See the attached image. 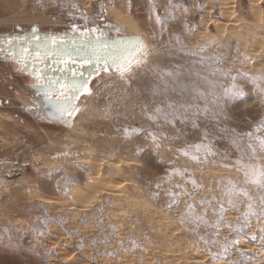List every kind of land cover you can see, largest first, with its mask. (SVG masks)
<instances>
[{
  "label": "rangeland",
  "instance_id": "obj_1",
  "mask_svg": "<svg viewBox=\"0 0 264 264\" xmlns=\"http://www.w3.org/2000/svg\"><path fill=\"white\" fill-rule=\"evenodd\" d=\"M173 3L0 0V36L117 24L148 47L62 124L30 114L27 81L0 61V264H264V216L242 219L264 197L244 136L264 121V0ZM232 185L248 194L235 206Z\"/></svg>",
  "mask_w": 264,
  "mask_h": 264
},
{
  "label": "snow or ice",
  "instance_id": "obj_2",
  "mask_svg": "<svg viewBox=\"0 0 264 264\" xmlns=\"http://www.w3.org/2000/svg\"><path fill=\"white\" fill-rule=\"evenodd\" d=\"M170 7L175 10L178 6L173 3V0H169ZM102 7V6H101ZM157 23H161L160 18H157ZM74 32L79 31L78 29H73ZM99 33V35H95L93 39V35ZM81 37L85 38V43L80 45L78 51H89V54L83 57L81 61V67L84 65H94L97 72L100 71V65L103 63V70L107 72L109 68H114L121 77H123L126 73L131 71V68L136 65L138 66L141 63L146 62L145 58L147 56L146 53V46L144 45L143 41L138 37L130 38L129 40H118L114 41L112 44H109L107 40L104 39V34L100 32L97 28H92L90 30L80 31ZM34 40L39 42L40 37L34 36ZM5 43L4 41H0V44ZM9 47L6 49L8 53L13 56L17 57L21 60H27L29 56L35 57L37 61L43 62L45 56L56 55L55 49L59 46L58 41L56 38H52L50 41L51 48L47 47V44L42 51L39 43L35 50H30V46L26 45L24 41H20L19 38L15 39V43L13 38H8L6 41ZM63 43V41H60ZM18 49V52H17ZM5 51L4 48L0 47V52ZM143 53V55H141ZM139 57V59L137 58ZM62 63L67 65V60H62ZM34 76L37 79L38 83L42 85V72L35 71ZM88 81L83 79V73L80 72L77 74L75 70H73L70 76L51 80L49 79V83L44 91L43 95L45 97V101L49 106V110L52 112L53 115L57 117H63L65 115L72 116L74 112L79 111L76 108L75 101H77L80 95L88 94L90 95V89L87 87ZM242 89H240L235 83L232 85L231 90H226L229 94H240ZM264 91V89H262ZM171 107V105H169ZM157 113H160L162 110L157 109ZM150 119L152 117H149ZM264 130V121H261L260 124L254 129L255 133H259L260 131ZM254 132H247L244 134L248 138L247 143V150L253 158L259 159L260 155H264V137L259 135H254ZM254 141V143H253ZM235 143V141H234ZM190 148H194L197 152L201 151L202 148L206 146L197 144V145H190ZM239 150V148H238ZM185 156L189 155L188 150H182ZM244 153L241 152V159L243 158ZM193 160L198 162V158L196 156L190 157ZM239 159L237 163L239 164ZM175 175H183L179 171L175 172ZM246 182H250L253 184H257L261 187H264V167L262 166H248V170L245 172ZM190 183L195 186V181H190ZM231 183V182H230ZM159 187V185H158ZM177 188L180 186L177 185ZM187 194V193H185ZM225 195L229 197L228 203L233 204V200L231 197L233 196H244L247 197L248 194L244 190L237 191L235 185H232L231 188L225 190ZM169 196L173 197L174 200L178 199L176 194L169 192ZM201 205L204 203H212V201H201ZM219 203V202H217ZM171 207V204L169 205ZM260 212L258 213L254 205L249 202L247 205V211L243 213L242 219L248 220L251 216L260 215L264 216V197L261 198V205H260ZM194 211V206L189 204L187 215L191 216ZM223 211L224 206L220 204V218L217 221V226L219 223L223 222ZM213 214H216V210L213 209ZM203 217H196L197 221L202 220ZM231 228V225H229ZM243 228L241 225L236 231H240ZM264 231V230H262ZM218 235V234H217ZM256 237H253L255 240ZM264 239V237H261ZM217 241L212 240V245L216 246ZM224 248V251H227V245H221ZM214 257L218 255L217 253L212 254ZM243 264V262H241Z\"/></svg>",
  "mask_w": 264,
  "mask_h": 264
},
{
  "label": "water",
  "instance_id": "obj_3",
  "mask_svg": "<svg viewBox=\"0 0 264 264\" xmlns=\"http://www.w3.org/2000/svg\"><path fill=\"white\" fill-rule=\"evenodd\" d=\"M96 28L104 34V39L107 40L109 44H112L114 41L118 40L127 41L130 38L138 37L146 46V42L141 35L125 34L122 31V28L117 25H114L112 27L102 26ZM90 29L92 28L78 29L79 31L74 32L73 29L44 30L33 28L11 32L9 34L0 36V41L5 42L3 44H0V47L5 49V51L0 52V57L2 58L0 61L1 63H4L7 66L11 67V69L15 70L21 77L27 80V82L25 83L26 90L34 95L31 107L32 111L30 112L33 117L56 124H62L66 122L69 117L67 115L63 117H57L53 115L49 110V106L47 105L45 97L43 95L49 83V79L57 80L68 77L70 76L71 72L75 70L77 74H79L80 72L83 73V79L88 81L87 87L89 88L92 82L102 74L116 71L114 68H109V70L105 72L103 70V63H101L100 65L99 72L96 71L94 65H84L83 67H81V61L83 57L86 56L84 52L89 51H78L79 46L86 42L85 38L81 37L80 31ZM95 35H99V33L94 34L93 39L95 38ZM34 36H39L40 41H35ZM8 38H13L14 43L15 39L19 38L20 41H24L26 45L30 46V50H35L38 46V43L42 51L44 50L46 44L47 47L51 48L50 41L52 40V38L57 39L59 46L55 49L56 55L45 56L43 62L37 61L34 55L29 56L27 60H21L17 57L11 56L6 50L9 47V45H7L6 43ZM60 41H63V43H60ZM62 60H67V65L62 63ZM38 70L42 72L43 86H41V83L37 82V79L34 76V72ZM82 96L83 95H80L79 99L75 101L76 106ZM40 105L42 107L38 109L37 106Z\"/></svg>",
  "mask_w": 264,
  "mask_h": 264
},
{
  "label": "bare ground",
  "instance_id": "obj_4",
  "mask_svg": "<svg viewBox=\"0 0 264 264\" xmlns=\"http://www.w3.org/2000/svg\"><path fill=\"white\" fill-rule=\"evenodd\" d=\"M117 25V24H116ZM117 26H119V25H117ZM120 27V26H119ZM122 28V27H121ZM133 35H140V34H133ZM147 43V42H146ZM146 50V52H147V50H148V47H147V49H145ZM87 53H89V52H84V54H86V55H88ZM141 55H143V53L141 54ZM138 59H139V57H137ZM42 105V104H41ZM37 106V108L38 109H40L42 106Z\"/></svg>",
  "mask_w": 264,
  "mask_h": 264
},
{
  "label": "flooded vegetation",
  "instance_id": "obj_5",
  "mask_svg": "<svg viewBox=\"0 0 264 264\" xmlns=\"http://www.w3.org/2000/svg\"><path fill=\"white\" fill-rule=\"evenodd\" d=\"M24 79V78H23ZM25 81H27L26 79H24Z\"/></svg>",
  "mask_w": 264,
  "mask_h": 264
}]
</instances>
